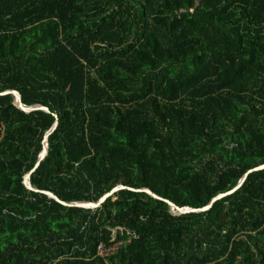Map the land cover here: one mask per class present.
I'll return each instance as SVG.
<instances>
[{
  "label": "trees",
  "instance_id": "trees-1",
  "mask_svg": "<svg viewBox=\"0 0 264 264\" xmlns=\"http://www.w3.org/2000/svg\"><path fill=\"white\" fill-rule=\"evenodd\" d=\"M6 91L0 264H264V169L166 203L264 165V0H0Z\"/></svg>",
  "mask_w": 264,
  "mask_h": 264
},
{
  "label": "water",
  "instance_id": "water-1",
  "mask_svg": "<svg viewBox=\"0 0 264 264\" xmlns=\"http://www.w3.org/2000/svg\"><path fill=\"white\" fill-rule=\"evenodd\" d=\"M6 94H12L14 96V99H15V105L17 108L21 109L22 111L24 112H33V111H37V110H40V111H44L46 113H49V110L43 106H33V107H25L24 105H22L21 101H20V96L17 92L15 91H6V92H3L2 94L0 95H6ZM57 127V121H55V123L53 124V126L51 127V129L45 133L44 135V149L42 150V152L40 153L39 157H38V160L34 166V168L28 172L25 177H24V185L31 191H34V192H40L36 189H34L31 184H30V175L34 172V170L39 166L40 162L45 158V156L47 155L48 153V148H47V138L48 136L53 133V131L55 130V128ZM264 169V165L262 166H259L255 169H252L250 171H248L247 174H245L241 180L239 181V183L237 184V186L230 192H227L225 194H222V195H219L217 197H215L214 199H212L209 204L202 208V209H191V208H188V207H183V208H176L172 203H170L169 201H166V203H168V205L171 207V210H175V212L177 213V215H182V214H187V213H201L203 211H206L208 210L212 204L217 201V200H220L221 198L227 196V195H230L232 194L235 190H237L238 188H240L242 186V184L244 183L245 179H246V176L249 174V173H253L255 171H259V170H263ZM120 190H129V191H134V192H144L146 194H148L149 196H151L152 198L154 199H157V200H162L159 196L155 195L154 193H152L150 190L148 189H139V190H133L131 188H127L125 186H122V185H118L117 187L113 188L109 193H107L106 195H104L97 203H91V202H72V203H66V202H63L61 200H59L58 198H56L54 195H52L51 193L49 192H45V191H42L43 194H46L49 198L53 199L54 201L64 205V206H67V207H78V208H85V209H95V208H98L100 207V205L109 197H112L116 192L120 191Z\"/></svg>",
  "mask_w": 264,
  "mask_h": 264
},
{
  "label": "built area",
  "instance_id": "built-area-1",
  "mask_svg": "<svg viewBox=\"0 0 264 264\" xmlns=\"http://www.w3.org/2000/svg\"><path fill=\"white\" fill-rule=\"evenodd\" d=\"M100 255H107L108 254V251H104V249L100 246L99 247V252H98Z\"/></svg>",
  "mask_w": 264,
  "mask_h": 264
},
{
  "label": "rangeland",
  "instance_id": "rangeland-1",
  "mask_svg": "<svg viewBox=\"0 0 264 264\" xmlns=\"http://www.w3.org/2000/svg\"><path fill=\"white\" fill-rule=\"evenodd\" d=\"M115 249H116V245L113 248H111V250H115Z\"/></svg>",
  "mask_w": 264,
  "mask_h": 264
},
{
  "label": "bare ground",
  "instance_id": "bare-ground-1",
  "mask_svg": "<svg viewBox=\"0 0 264 264\" xmlns=\"http://www.w3.org/2000/svg\"><path fill=\"white\" fill-rule=\"evenodd\" d=\"M172 211V210H171ZM173 214H175L176 212L172 211Z\"/></svg>",
  "mask_w": 264,
  "mask_h": 264
}]
</instances>
